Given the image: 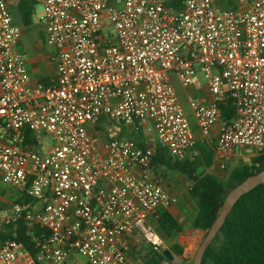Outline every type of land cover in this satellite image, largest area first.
I'll return each instance as SVG.
<instances>
[{
	"label": "built area",
	"instance_id": "built-area-1",
	"mask_svg": "<svg viewBox=\"0 0 264 264\" xmlns=\"http://www.w3.org/2000/svg\"><path fill=\"white\" fill-rule=\"evenodd\" d=\"M14 1L42 6L52 80H31ZM173 77L185 89L206 80L211 102L190 107L205 139L219 127L210 169L225 171L238 150L264 152V0H0V175L33 199L0 209V229L25 222L36 249L14 232L0 264H143L136 250L162 253L149 221L178 200L154 174L157 145L122 133L154 135L172 163L194 157Z\"/></svg>",
	"mask_w": 264,
	"mask_h": 264
},
{
	"label": "trees",
	"instance_id": "trees-1",
	"mask_svg": "<svg viewBox=\"0 0 264 264\" xmlns=\"http://www.w3.org/2000/svg\"><path fill=\"white\" fill-rule=\"evenodd\" d=\"M17 10L25 26L33 24L34 4L19 1ZM220 109L223 120H231L234 117V108L229 98L220 104ZM122 136L131 137L142 148L151 144L145 135L135 131L127 133L125 129ZM196 149L198 151L193 158L181 163H172L164 157L157 145L152 166L154 171L161 167L174 170L190 181L189 194L197 206L194 226L206 233L218 217L228 193L248 177L264 170V152L260 151L250 163H243L235 168L227 182H224L218 176L201 171L212 165L213 148L197 145ZM22 198L19 203L33 201L25 194ZM158 223L169 237L180 231L178 223L167 211H160ZM7 228L9 232L1 234L2 242L15 238L13 233L17 232L16 239L23 243L32 254L36 253L25 222H20L16 230L13 226ZM43 232L42 229L36 228L38 235ZM171 250L178 256H182L184 252V249L179 246H173ZM149 253L151 258L144 264H161L164 261L160 252L152 249ZM203 264H264V184L245 194L234 206L220 233L207 249Z\"/></svg>",
	"mask_w": 264,
	"mask_h": 264
},
{
	"label": "crops",
	"instance_id": "crops-1",
	"mask_svg": "<svg viewBox=\"0 0 264 264\" xmlns=\"http://www.w3.org/2000/svg\"><path fill=\"white\" fill-rule=\"evenodd\" d=\"M14 15L17 23L19 24L22 30L20 48L22 52L24 51V49H26V47L31 49V51H29L30 58H28L27 60V65L32 82L35 83L38 81L52 80L55 75V66L50 61V57L41 52L40 47L37 44V40H36L37 39L36 31L31 32L30 30L31 28H35L37 25L32 24L27 27L24 25L22 18L18 12L14 13ZM32 43H34L35 45ZM176 91L179 95L180 101H183V99L186 100L188 99L189 101L190 109H187L185 107L184 109L188 114L192 125L195 128V132L198 138L197 145L209 146L213 148V145L216 143L218 138L219 127L218 126L215 127L211 137L209 139H205L197 127V122L193 116V112L190 107V100L192 99H196L199 102H203V103L211 102L212 95L208 87L206 86V84L204 86H200L199 83H197L196 85L188 89L181 87V89L178 90L176 88ZM197 151L198 150L195 148L194 153H196ZM210 167L208 169H210ZM212 174L219 177V175L216 173H212ZM161 183L165 188V190H167V192L171 196L176 197L178 200L177 203L172 204L169 208L164 209V211L170 213L171 216L176 220V222L179 225L180 231L174 233L171 237H169L165 233V231L160 227L158 221H155L153 222V225L151 224L150 225L152 226L154 232L164 242L165 249H170L172 255L175 257L174 264H193L194 256L196 254L197 248L205 237V232L202 229L194 226V221L197 215V206L195 205V202L193 201V199L189 194V189L186 192H178L177 191L178 189L176 190L174 187L168 186L167 182L161 181ZM155 224L157 225L155 226ZM132 244L134 246L135 242L132 241ZM173 246H179L184 249L182 256H178L171 250ZM152 249H153L152 247H143L141 250H136L135 256L144 264L146 260L151 258L149 252ZM161 264H167L165 262V258Z\"/></svg>",
	"mask_w": 264,
	"mask_h": 264
},
{
	"label": "rangeland",
	"instance_id": "rangeland-1",
	"mask_svg": "<svg viewBox=\"0 0 264 264\" xmlns=\"http://www.w3.org/2000/svg\"><path fill=\"white\" fill-rule=\"evenodd\" d=\"M17 1H14L12 9L13 13L18 12L17 11V6H18ZM16 6V7H15ZM42 13V6L41 5H35V14H34V18H33V24L37 25L35 28H31V32L36 31V40H37V44L40 47V50L42 53H44L45 55L50 57V61L52 62V58L55 57L56 55V48L53 47L52 45H49L46 41V34H45V30L44 27L41 25H38V18L40 16V14ZM36 43V42H34ZM32 43V44H34ZM35 45V44H34ZM28 51V53H27ZM29 51H31V49L27 48L24 49L23 54H24V58L26 60H28V58H30V54ZM53 63V62H52ZM174 80V85L175 87L179 90L181 89V85L179 84V82L176 80L175 77H173ZM49 81V80H47ZM206 84V80L203 79V77L200 78V82L199 85L200 86H204ZM183 107L190 109L189 108V101L188 99H183V101H181ZM134 129L133 128H129V132H132ZM150 142L154 145H158L157 141H156V137L154 135H148L147 137ZM44 142L46 145H51L53 143L52 141V137L51 136H46L43 138ZM260 151L257 150H253V149H243V150H238L237 154L235 156H233L231 159H229L228 164H227V168L225 169V171H220L217 169H204L201 171H203L202 173L206 172V173H216L219 175V177L224 181L227 182L230 173L237 168L238 166L242 165L243 163H250L257 155H259ZM154 174L160 178L161 181L163 182H167L166 184L170 187H174L178 192H186L190 186L191 183L190 181L182 174L174 171V170H170L168 168L165 167H161L158 170L154 171ZM23 193L14 188L13 186L5 183L3 181L2 176L0 175V209L3 208H7V207H11L15 204H19V201L22 200L23 198ZM22 203V202H21ZM153 222L150 220L149 223L151 225H153ZM157 224H155L156 226ZM9 229L7 227H3L0 229V242H2L1 240V234H5L8 233ZM78 264H89L88 261L81 256H77L76 257ZM44 264H48V263H44ZM68 264H75L73 262H69Z\"/></svg>",
	"mask_w": 264,
	"mask_h": 264
},
{
	"label": "water",
	"instance_id": "water-1",
	"mask_svg": "<svg viewBox=\"0 0 264 264\" xmlns=\"http://www.w3.org/2000/svg\"><path fill=\"white\" fill-rule=\"evenodd\" d=\"M262 184H264V170L258 174L248 177L244 182L236 186L228 193L218 217L214 221L211 228L205 233L204 239L197 248L193 264H203V259L207 249L220 233L228 215L232 212L234 206L245 194L251 192ZM162 256L165 258V262L167 264L175 263V257L172 255L170 249H164L162 251Z\"/></svg>",
	"mask_w": 264,
	"mask_h": 264
}]
</instances>
